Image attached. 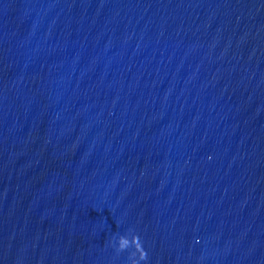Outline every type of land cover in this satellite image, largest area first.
<instances>
[{"label":"water","instance_id":"water-1","mask_svg":"<svg viewBox=\"0 0 264 264\" xmlns=\"http://www.w3.org/2000/svg\"><path fill=\"white\" fill-rule=\"evenodd\" d=\"M135 235L264 264V0H0V264H136Z\"/></svg>","mask_w":264,"mask_h":264},{"label":"clouds","instance_id":"clouds-1","mask_svg":"<svg viewBox=\"0 0 264 264\" xmlns=\"http://www.w3.org/2000/svg\"><path fill=\"white\" fill-rule=\"evenodd\" d=\"M133 239L136 241V245L139 246V251L136 257V264H142V262H145L148 258L147 252L143 248L142 241L138 235H135ZM129 246L135 247L134 245H131V242L126 236L121 235L117 239V250L118 251H126Z\"/></svg>","mask_w":264,"mask_h":264}]
</instances>
